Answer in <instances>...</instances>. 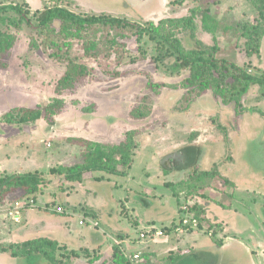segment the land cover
<instances>
[{"label": "rangeland", "instance_id": "rangeland-1", "mask_svg": "<svg viewBox=\"0 0 264 264\" xmlns=\"http://www.w3.org/2000/svg\"><path fill=\"white\" fill-rule=\"evenodd\" d=\"M5 5L22 7L35 24L40 13L55 7L82 17L125 19L154 38L101 25L64 31L60 21L41 30L26 24L17 28L16 13L0 15L5 40L0 53V66L5 64L0 67V179L28 171L44 176L35 206L22 213L20 222L0 218V264H51L40 253L13 257L5 250L30 240H54L51 232L61 223L80 234L73 249L57 251L61 264H125L115 251L134 250L143 225L169 236L151 247L161 256L155 264H206L211 255L200 252L231 244L241 248L236 241L248 248L252 260L264 264V87H252L239 104H225L211 90L201 94L188 83L191 65L176 50L179 43L186 50L217 47L221 59L264 76V36L244 38L235 30L239 24H263L258 8L250 0H0V7ZM205 13L218 22L215 33L205 30ZM192 14L194 36L180 21ZM225 28L231 32L224 33ZM69 65L85 67L86 77L60 88ZM115 72L120 76H112ZM53 104L61 107L52 122L4 121L6 114L20 118L16 109ZM133 111L149 115L137 120ZM129 131L137 135L138 148L128 176L95 172L79 183L56 172L83 162L84 148L70 139L119 145ZM172 159L177 172H169ZM193 171L216 177L195 192L188 184ZM25 197L19 191L6 200L12 204ZM195 204L204 209L201 229L180 233L181 207L192 216ZM82 219L100 223L106 234L94 233L103 241L81 243L86 237ZM42 230L51 231L42 235ZM232 256H223L222 264H234ZM242 261L249 264L246 256Z\"/></svg>", "mask_w": 264, "mask_h": 264}, {"label": "trees", "instance_id": "trees-1", "mask_svg": "<svg viewBox=\"0 0 264 264\" xmlns=\"http://www.w3.org/2000/svg\"><path fill=\"white\" fill-rule=\"evenodd\" d=\"M250 1L261 12L263 24L258 26L239 24V26L235 30L236 32H240L242 37L244 38H249L251 35H258L259 38L251 36L250 39L255 38V40H260V38L264 36V0ZM5 12L16 13L20 17L14 24L17 28H20L21 25L26 24L29 28L33 30H41L51 27L56 21H60V23H62L64 31L84 30L86 28H93L95 26L101 25L105 27L110 26L117 27L120 29L135 30L136 33H147L150 35L151 38H154L153 33L150 30L140 26L137 23H132L125 19L115 17L110 18L106 16L82 17L67 10L64 7L46 9L44 12L40 13V17L37 24L33 23L29 19L27 13H25L22 7L18 5L1 6L0 15ZM180 21L185 23L186 26L190 27L192 31V36H194V15L192 14L191 17L183 18ZM217 26L218 22L214 18H212L210 14L205 13V30L208 33H215V31L217 30ZM228 32H231V29L225 28L224 33ZM4 43L5 40L3 33L0 32V53L1 46H3ZM178 45L179 48H176V50L179 55H181V59L184 61V63L191 65L190 67L192 76L188 83L193 86H196V88L201 91V94L211 90L216 96L220 97L225 104H239L241 103L243 97L249 93L252 87L257 85L264 87V76H253L238 65L226 61L225 59H221L217 56V47H214L211 50L207 51L203 49L186 50L182 48V45L180 43ZM4 65L5 64L0 67H3ZM182 65L185 64L182 63ZM176 67V69L179 70L178 67H181V64H179V66L177 65ZM112 76L117 78L118 76H120V72H115L114 74H112ZM85 77V67L69 65L66 75L60 81V88H65L68 85L76 83L79 81V79ZM60 107V104H53L51 106L45 107L44 109L19 108L16 109V111H18L20 118L14 120L8 114H6L4 116V121L8 124H26L36 122L42 118H46L47 120L52 122L51 116L59 114ZM148 115L149 113L138 111L132 112V116L137 120L146 119ZM136 136L137 135H135L134 131L127 132L126 139L119 145H104L101 143L94 142L92 140L82 138L70 139V143L82 146L84 148V151L82 153L83 162L73 166H61L58 170H56V172L60 175H63L65 179L69 182L79 183L83 182L86 174L95 172H102L109 175L126 177L129 174V170L133 166L135 150L138 148ZM191 160H193V158ZM191 164L189 163V165ZM174 170L179 171L177 165H175L174 159H172V166H170L169 172H174ZM52 171L54 170L52 169ZM192 173V180L189 181L188 184L191 182L190 185H193V187L190 188L195 192H197L200 188H204L205 183L208 180H212L213 177H216L215 174L211 172L198 173L193 171ZM43 178L44 176L41 172H27L16 173L10 176H6L3 179H0L1 207L9 205L10 201L6 200L7 197L19 191L25 193V198H33L36 201V198L34 196L37 195L40 191V188L44 182ZM211 200L214 201V199L212 198ZM200 202V205H203L202 201ZM203 210L204 209L202 208V206L196 207V204L192 209L193 215L191 216V220H197L199 224L198 228L200 229L202 227L201 222H203V215H200L203 214ZM181 211H183L182 218L189 214V208L186 212L184 211V206L181 207ZM23 212L24 211L21 212V216ZM8 220L13 221L11 219ZM98 224L99 227L100 223ZM196 229L197 228L188 229V231ZM8 249L11 250V254L13 255V257H30L33 254L40 253L51 264H61V261L58 260L56 256V253L60 249V246L56 241L49 238L35 239L17 245H12L8 247L5 251L7 252ZM147 255L148 254L145 253L142 256L144 260H146ZM118 256H120L119 259ZM115 257H117L118 261H123L125 264H131V262L125 257L124 252L121 248L117 247L115 251ZM141 264H144V262Z\"/></svg>", "mask_w": 264, "mask_h": 264}, {"label": "crops", "instance_id": "crops-1", "mask_svg": "<svg viewBox=\"0 0 264 264\" xmlns=\"http://www.w3.org/2000/svg\"><path fill=\"white\" fill-rule=\"evenodd\" d=\"M4 170H5V168H4ZM28 172H31V171H28ZM16 173H22V172H16ZM180 173H182V172H180ZM44 224H45V222H44ZM44 224H42V226ZM62 224L63 223H61L59 226H56L55 230H53L51 232V234L53 236H55L54 241H57V243H59L60 247L66 246L68 249H70V248L73 249L72 247L75 246L76 243L80 242V240H79L80 238H78V237H80V234L78 235V233H76V231H75V229L73 227L65 226V225L62 226ZM84 225H80L79 224V226L85 227L84 230H82V233H83V235L86 234V237L82 238L81 243L86 245L87 243L91 242V245L95 246L96 245L95 242H94L95 240L103 241V237H101L100 234H96L94 232H96L95 229H99L101 233L106 234L105 230H103L100 226H99V228H94L92 225H85V226ZM140 227L141 228L145 227V225L140 226ZM239 229H241V227H239ZM49 231H51V230H42L39 233L42 234V235H45V233H50ZM79 233H81V231ZM168 237L169 236L166 235L163 238H160V239L155 240V241H150V242H147V243H143V242L139 241L133 247L134 250L130 251V253L142 252L143 255L146 253L148 255L146 257V260L143 261L144 264H155L156 261H157V260H155V258H157L159 256L160 258H158V259H161V256H160V254L158 253L157 250H152L151 247L157 246L160 242H163L164 239H168ZM236 242L241 243V248H240V245L236 246L235 244H231L229 247L223 245L222 247H219V248L211 250V251H206V250H204V252L202 250H200L202 252H200L199 250L198 251L200 253H207V252L210 253L211 258L210 257H208L209 259L207 258L208 260H207L206 264H222V260H224L223 256H227L229 253H233V256L230 257V258H231L232 261L234 260V262H233L234 264L238 263V261L240 259H241V262L243 263L242 260L244 259L245 256L249 259V264H257L255 262V260H252V258L249 256L250 252H249L248 248L246 246H244L241 241H236ZM179 246L181 247L183 245H179ZM225 247H227V248H225ZM176 248L177 247H175L173 249H176ZM236 249H238V250H236ZM163 255H165V254H163ZM197 255H200V254L198 253ZM163 258H165V257L163 256ZM201 259H205L204 256H201ZM180 261H181V259H180ZM135 264H137V263H135ZM138 264H141V263H138ZM159 264H168V263L167 262H159Z\"/></svg>", "mask_w": 264, "mask_h": 264}, {"label": "built area", "instance_id": "built-area-1", "mask_svg": "<svg viewBox=\"0 0 264 264\" xmlns=\"http://www.w3.org/2000/svg\"><path fill=\"white\" fill-rule=\"evenodd\" d=\"M36 204V201L33 198H24L22 200H17L13 202L12 204L5 205L0 209V218L5 217V219H11L15 222H20L21 220V212L25 211L29 208H33ZM184 211H188L187 207H184ZM81 225H92L93 227H98L97 222H92L91 220H80ZM199 224L197 220H191V216L187 214L184 218H182L178 231L180 233H183L185 231H188V229L198 228ZM165 230L159 229L156 226H149L144 227L140 233L139 239L143 243H147L150 241H155L160 238L165 237ZM125 257L131 262V264L135 263H142L144 261L143 259V253L142 252H136V253H127L124 252Z\"/></svg>", "mask_w": 264, "mask_h": 264}]
</instances>
